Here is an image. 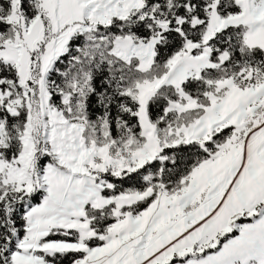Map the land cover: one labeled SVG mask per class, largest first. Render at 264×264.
Instances as JSON below:
<instances>
[{
    "label": "snow or ice",
    "instance_id": "1",
    "mask_svg": "<svg viewBox=\"0 0 264 264\" xmlns=\"http://www.w3.org/2000/svg\"><path fill=\"white\" fill-rule=\"evenodd\" d=\"M0 264H264V0H0Z\"/></svg>",
    "mask_w": 264,
    "mask_h": 264
}]
</instances>
